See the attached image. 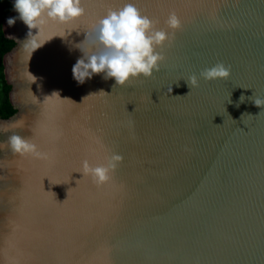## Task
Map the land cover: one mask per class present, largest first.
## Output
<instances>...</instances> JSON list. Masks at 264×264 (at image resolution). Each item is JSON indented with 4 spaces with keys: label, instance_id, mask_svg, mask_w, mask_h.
<instances>
[{
    "label": "water",
    "instance_id": "water-1",
    "mask_svg": "<svg viewBox=\"0 0 264 264\" xmlns=\"http://www.w3.org/2000/svg\"><path fill=\"white\" fill-rule=\"evenodd\" d=\"M129 3L169 33L160 70L122 87L103 73L78 83L80 49L98 50V21ZM81 6L69 23L46 19L47 42L32 55L29 28L7 24L18 13L4 19L17 42L4 56L17 112L0 123L25 124L8 135L47 158L14 155L1 130L14 193L0 209V264H264V107L254 104L264 99V0ZM173 11L175 32L165 23ZM217 63L230 67L227 80L199 78ZM113 153L123 160L109 182L83 176L84 160L94 167Z\"/></svg>",
    "mask_w": 264,
    "mask_h": 264
},
{
    "label": "clouds",
    "instance_id": "clouds-1",
    "mask_svg": "<svg viewBox=\"0 0 264 264\" xmlns=\"http://www.w3.org/2000/svg\"><path fill=\"white\" fill-rule=\"evenodd\" d=\"M13 9L18 13V17H10L7 24L14 25L18 18L29 28L28 38L23 41V47L30 48L31 55L47 42L38 39L40 27L46 19L69 23L85 15L81 0H14ZM157 23L148 16L142 15L130 3L117 10L109 9L94 28L93 47L98 44V50L85 53L78 47L83 57L78 59L72 68L74 79L83 84L93 75L103 73L105 79H114L115 86L122 87L130 79L141 76L151 78L154 71L160 70V64L164 60L157 49L162 48L170 39L167 31L156 27ZM165 23L173 32L181 28V20L174 11L169 13ZM31 29H39V31L33 35ZM230 75V67L217 63L203 69L199 73V78L205 81L227 80ZM186 81L190 89L199 86V79L195 74L189 76ZM254 104L257 107H264V99L255 97ZM8 129L9 126H4V131ZM6 144L14 155L47 158V155L42 153L35 143L20 135L9 136ZM122 160L123 157L115 153L106 157L105 163L94 167L88 160H84L81 173L83 176H91L97 186H102L111 180V174Z\"/></svg>",
    "mask_w": 264,
    "mask_h": 264
},
{
    "label": "trees",
    "instance_id": "trees-1",
    "mask_svg": "<svg viewBox=\"0 0 264 264\" xmlns=\"http://www.w3.org/2000/svg\"><path fill=\"white\" fill-rule=\"evenodd\" d=\"M13 4L12 0H0V116L4 119L17 112L10 100L12 85L6 80L4 64L5 54L17 45L14 39L6 37L3 29L4 19L13 10Z\"/></svg>",
    "mask_w": 264,
    "mask_h": 264
},
{
    "label": "bare ground",
    "instance_id": "bare-ground-1",
    "mask_svg": "<svg viewBox=\"0 0 264 264\" xmlns=\"http://www.w3.org/2000/svg\"><path fill=\"white\" fill-rule=\"evenodd\" d=\"M7 124L8 123H0V132H1V130L3 132V133H1L2 134L1 138L5 135L9 136L8 134L12 133L11 127H12V130H15L17 132L23 131L26 128L25 124H23V125L22 124L21 125H18V124L15 125V124H10V123L8 125ZM6 125L9 126L8 130H10V132L8 131V133H4V132H7V131H4V126H6ZM24 134H26V130H25ZM2 154L5 155V151H3V153L2 152L0 153V157L2 156ZM3 164L0 162V209L2 208L3 201L4 200L7 201L8 199L9 200L12 199L13 193H14L13 189H12V183L9 182L7 179H5V170L4 169L6 167H8V165L3 166ZM14 196H15V194H14Z\"/></svg>",
    "mask_w": 264,
    "mask_h": 264
}]
</instances>
